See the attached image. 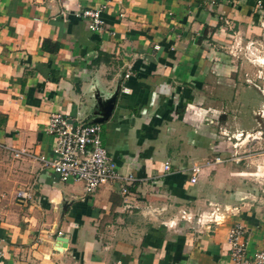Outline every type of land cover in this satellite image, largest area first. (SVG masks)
Segmentation results:
<instances>
[{
	"label": "crops",
	"instance_id": "1",
	"mask_svg": "<svg viewBox=\"0 0 264 264\" xmlns=\"http://www.w3.org/2000/svg\"><path fill=\"white\" fill-rule=\"evenodd\" d=\"M86 8L99 9V31L79 15ZM221 18L254 31L264 0H0V264H230L234 223L247 253L264 246V212L198 227L191 205L202 171L194 184L179 171L205 157L173 145H199L195 110L208 103L211 112L207 89L225 66L209 61ZM57 111L82 123L103 117L101 144L133 179L72 193L37 160L14 156L49 155L44 126ZM213 140L206 135L208 150Z\"/></svg>",
	"mask_w": 264,
	"mask_h": 264
},
{
	"label": "rangeland",
	"instance_id": "2",
	"mask_svg": "<svg viewBox=\"0 0 264 264\" xmlns=\"http://www.w3.org/2000/svg\"><path fill=\"white\" fill-rule=\"evenodd\" d=\"M261 22L254 31L231 18H221L219 25L212 27L214 40L208 41L211 46L214 44L215 55L209 61L225 66L212 74L214 79L207 89L211 112L203 108L208 103L205 106L201 103L202 109L195 110L200 120L191 132L199 141L197 148L188 146L183 138L180 144H173L184 147V154L195 159L205 157L199 162L203 165L202 175L194 187L199 197L191 205L196 211L193 217L201 220L200 228L199 223L223 224L233 213L264 212V21ZM219 33L224 40L215 37ZM203 43L206 47V42ZM198 99L201 102V97ZM99 102L95 101L97 107ZM99 125L103 128L102 122ZM206 135L207 139L215 137L210 150L204 142ZM214 154L220 161H213ZM47 171L53 175L50 169ZM55 183L72 193H79L76 188L82 185L72 179L62 182L56 179ZM72 185L76 187L73 190ZM194 223L191 220L189 224L196 227Z\"/></svg>",
	"mask_w": 264,
	"mask_h": 264
},
{
	"label": "built area",
	"instance_id": "3",
	"mask_svg": "<svg viewBox=\"0 0 264 264\" xmlns=\"http://www.w3.org/2000/svg\"><path fill=\"white\" fill-rule=\"evenodd\" d=\"M99 9H83L79 14L86 20V27L90 31L101 29ZM157 46L154 45V48ZM101 127L99 123H82L79 120L72 121L61 111L49 114L44 131L51 137L49 155L26 153L24 149L15 150L14 156L27 155L40 162L43 168L50 169L60 181L68 179L82 182L83 191L93 192L102 184L114 182H127L132 180L131 174L120 172L114 160L108 155L100 140ZM213 161H220L214 157ZM210 164V162H206ZM202 164L191 163L179 172L186 175L188 184L197 181V175ZM169 170V164L163 163V171ZM122 193H128L126 188L120 185ZM16 197L28 198L24 190H17ZM186 213L181 212V216ZM186 217V216H185ZM169 225L171 223L169 222ZM243 227L234 223L226 232L225 238L228 245L230 264H264V246L251 253L246 252V244L243 237Z\"/></svg>",
	"mask_w": 264,
	"mask_h": 264
},
{
	"label": "water",
	"instance_id": "4",
	"mask_svg": "<svg viewBox=\"0 0 264 264\" xmlns=\"http://www.w3.org/2000/svg\"><path fill=\"white\" fill-rule=\"evenodd\" d=\"M111 108H112V103L111 102H106L103 106V110H104V118L109 115L110 111H111ZM103 117L101 118H96L92 123H99L101 122L103 119ZM65 237L62 236V235H59L57 236V240L60 242L59 245H60V248L61 247H64L65 246Z\"/></svg>",
	"mask_w": 264,
	"mask_h": 264
},
{
	"label": "trees",
	"instance_id": "5",
	"mask_svg": "<svg viewBox=\"0 0 264 264\" xmlns=\"http://www.w3.org/2000/svg\"><path fill=\"white\" fill-rule=\"evenodd\" d=\"M94 62H95V60H94ZM3 122H4V116H2V115L0 114V126L3 125Z\"/></svg>",
	"mask_w": 264,
	"mask_h": 264
}]
</instances>
